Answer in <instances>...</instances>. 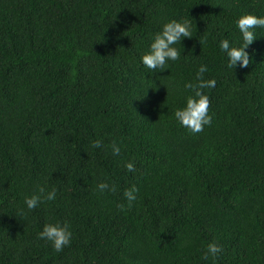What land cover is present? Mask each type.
Instances as JSON below:
<instances>
[{
    "label": "trees",
    "instance_id": "1",
    "mask_svg": "<svg viewBox=\"0 0 264 264\" xmlns=\"http://www.w3.org/2000/svg\"><path fill=\"white\" fill-rule=\"evenodd\" d=\"M248 14L264 0H0V264H264V29L248 68L218 46ZM171 20L192 38L154 72L140 60ZM201 65L211 124L192 134L174 112ZM38 186L56 198L29 211ZM65 223L63 251L38 239Z\"/></svg>",
    "mask_w": 264,
    "mask_h": 264
},
{
    "label": "clouds",
    "instance_id": "2",
    "mask_svg": "<svg viewBox=\"0 0 264 264\" xmlns=\"http://www.w3.org/2000/svg\"><path fill=\"white\" fill-rule=\"evenodd\" d=\"M237 28L242 34L243 44L240 47H230L227 39L219 42L220 50L226 55L227 65L229 69H234L239 65L240 68H248L251 61V56L245 51L249 45H251L256 36L252 29L262 28L264 29V18H258L254 15H244L238 19L236 23ZM184 38L191 39V24L188 21L178 22L171 20L163 24L161 31L155 34L153 42L150 44L149 52L141 57L140 62L142 65L152 71L164 72L167 70L168 61H177L180 59L181 53L174 47L176 44H180ZM208 71L206 65H201L196 75V83H186L184 87L191 90L192 96H189L186 100V105L182 109H177L174 112L176 121L188 129L192 134L200 133L203 131L206 125L211 124V116L209 115L210 100L209 97L203 94V89L214 88L216 81L214 79L205 80L203 74ZM93 148H100L102 146L101 141L95 140L92 142ZM112 154L118 156L120 154V148L115 143L111 146ZM125 168L129 172L135 170L133 163H127ZM98 191L101 193L105 191H116L115 185H109L108 183H99L97 185ZM138 189L133 186L124 192V198L127 201V208L132 207V203L136 200V193ZM56 198V191H46L44 187L38 186L37 191L29 197H25L24 204L29 211L34 210L39 204L53 201ZM121 211L125 210V205L120 206ZM21 215L26 213L21 210ZM68 225L65 223L63 226L60 224H46L43 230L38 234V239L48 241L56 252H61L71 241V232L68 230ZM222 249L215 243H209L204 252L203 258L208 259L212 257L215 259Z\"/></svg>",
    "mask_w": 264,
    "mask_h": 264
}]
</instances>
